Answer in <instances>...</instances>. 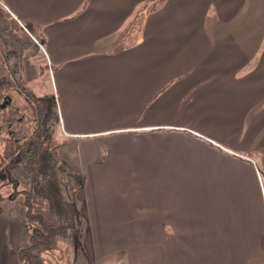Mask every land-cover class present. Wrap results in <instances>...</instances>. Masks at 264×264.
<instances>
[{
    "label": "crops",
    "instance_id": "0c3cea01",
    "mask_svg": "<svg viewBox=\"0 0 264 264\" xmlns=\"http://www.w3.org/2000/svg\"><path fill=\"white\" fill-rule=\"evenodd\" d=\"M0 14L52 70L87 264H264V0H0ZM15 61L31 86L38 60ZM24 213L22 197L1 204L0 264H19Z\"/></svg>",
    "mask_w": 264,
    "mask_h": 264
},
{
    "label": "trees",
    "instance_id": "16d2710c",
    "mask_svg": "<svg viewBox=\"0 0 264 264\" xmlns=\"http://www.w3.org/2000/svg\"><path fill=\"white\" fill-rule=\"evenodd\" d=\"M3 83L0 82V86ZM26 97L34 105L35 128L26 139L2 143L0 190L11 188L12 192L6 198L0 193V212L3 201L23 198L29 239L18 250L19 264H74L75 256L69 260L67 256L62 257L60 251L64 241L72 240L75 248L79 244L81 210L74 199L79 187L73 195H68L66 185L56 178L53 156L58 150L53 136L58 127L56 113L53 116L32 94Z\"/></svg>",
    "mask_w": 264,
    "mask_h": 264
},
{
    "label": "rangeland",
    "instance_id": "374dc122",
    "mask_svg": "<svg viewBox=\"0 0 264 264\" xmlns=\"http://www.w3.org/2000/svg\"><path fill=\"white\" fill-rule=\"evenodd\" d=\"M7 21L8 20H6L4 16H1L0 14V42L1 41L3 42V40L6 41L7 45L4 46V50L7 57L9 58L12 56L15 58L16 60L15 62H17L16 63L17 66H14L12 70L14 72L15 70L20 71L21 70V67H19L20 63H24V65H26L28 62L31 63L32 65H36L34 61L38 60L39 62V64H37L38 68L36 67L30 68L31 72L26 77V79L28 80L33 79V83L31 84V86L27 87L25 80H23V82L21 81V87H22L21 89L23 93H25L24 96L26 97L27 94H33V95L36 94L39 103L42 106H44L46 110L50 111L53 116L54 113H56L55 109H57L59 121L61 124L62 123L61 110L60 107L58 106L57 100L55 99L56 98L55 93L52 95L53 92L51 86L53 83V73L51 68H49L44 63L43 65L40 63L41 61L40 52L37 49V47L34 45L35 44L34 39L33 38L31 39L29 36L25 34V31L23 30L24 26L20 24L19 27L12 28L7 24ZM4 23L6 25H4ZM26 28H28V30L35 36V32L31 27L27 26ZM0 68L2 71L0 76H9V73L5 71V68L7 67L5 63L2 62L1 58H0ZM14 77L19 79L18 74H14ZM12 94L17 96L14 90H11L9 94L13 98L14 95ZM25 97L22 98L24 99ZM14 102L17 105L19 103H21L22 105L21 106L22 110L18 114V116L21 117V122L14 120L18 116L14 117L15 115L14 116L6 115L5 112L0 111V151L3 150L2 143L5 140L12 139V141L18 142L23 139H26L31 136L35 128V113L33 108L34 105L30 101H28V103L27 102L24 103L23 100L22 101L20 100L19 96L14 97ZM53 116H52V120L54 119ZM11 121H12V127L8 125V122L10 123ZM55 151L53 152V156L56 166V178L61 184L66 185L65 188L67 189V194L73 195L72 193L77 190V187H79L81 181L79 179L75 180L73 176L67 173L68 170L64 168L63 165H61L59 161V155H57V152ZM11 192H12L11 188H5L0 190V193L5 198L9 194H11ZM27 231H28V239H29L28 227H27ZM61 245H62V251H60V255L62 257L65 258L67 256L69 257V260H72L73 256H75V261L78 259L77 264H87L80 243L76 246V248L74 247L72 240L64 241L61 243ZM54 256L58 257L59 253H54ZM79 260L81 263L79 262ZM97 264H150V263L146 258L141 261L140 260L134 261L132 260V257L125 255L123 253H119L105 260H102Z\"/></svg>",
    "mask_w": 264,
    "mask_h": 264
},
{
    "label": "flooded vegetation",
    "instance_id": "af4514ba",
    "mask_svg": "<svg viewBox=\"0 0 264 264\" xmlns=\"http://www.w3.org/2000/svg\"><path fill=\"white\" fill-rule=\"evenodd\" d=\"M7 45L6 41L3 40V42H0V58L2 60V62H6L8 57L5 53L4 50V46ZM1 69V68H0ZM5 71H7V68H5ZM8 72V71H7ZM9 73V72H8ZM11 79V75H9L7 78L2 76L0 77V82H4L1 86H0V111L1 112H5L6 115H10V116H18L19 112L22 110V105L21 103H19L18 105L14 102V104H12V97L9 95L11 90H14L15 93L19 94V98L20 100L24 101V103H26L27 99L24 96L25 93H23L22 91V87H21V82L19 81L18 78L16 77H12ZM12 86L14 88H12ZM25 92V91H24ZM21 96V97H20ZM22 97H25L24 99ZM20 119V117L18 116L16 119V121H18Z\"/></svg>",
    "mask_w": 264,
    "mask_h": 264
}]
</instances>
